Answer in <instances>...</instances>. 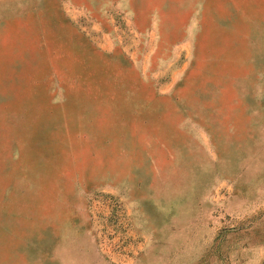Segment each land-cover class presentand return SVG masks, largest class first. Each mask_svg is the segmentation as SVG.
<instances>
[{"label": "rangeland", "instance_id": "obj_1", "mask_svg": "<svg viewBox=\"0 0 264 264\" xmlns=\"http://www.w3.org/2000/svg\"><path fill=\"white\" fill-rule=\"evenodd\" d=\"M0 264H264V0H0Z\"/></svg>", "mask_w": 264, "mask_h": 264}]
</instances>
